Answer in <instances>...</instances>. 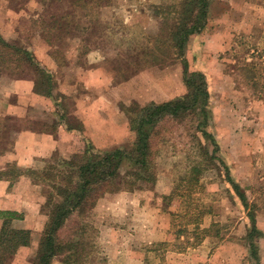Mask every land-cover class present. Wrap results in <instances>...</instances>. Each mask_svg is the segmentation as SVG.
<instances>
[{
  "label": "rangeland",
  "instance_id": "obj_1",
  "mask_svg": "<svg viewBox=\"0 0 264 264\" xmlns=\"http://www.w3.org/2000/svg\"><path fill=\"white\" fill-rule=\"evenodd\" d=\"M160 2L162 0H112L110 5L92 12V20L83 17V11L76 10L75 15L81 17L74 19L73 26L67 25L57 31L58 37L53 36V42L49 43L43 36L41 18L53 19V15L58 16L65 9L64 6L50 7L46 11L47 7L40 0H0V33L30 47L36 59L54 72L53 89L61 109L65 107L70 112L86 102L87 95L100 96L98 102H101L103 122L97 139L101 148H95L98 151L132 148L136 140L133 126L140 117L138 107L133 103L142 107L152 104L151 98L168 95H175L170 100L181 98L189 91L185 77L193 72L204 73L210 95L209 131L219 145L218 160L214 168L203 172L198 186L192 184L191 187L195 186V200L211 210L205 216L204 225L210 227L213 224L214 227L211 235L196 246L189 244L190 238H179L173 233L171 212L182 210L181 200L165 201L163 197L172 192L192 165L191 156L198 150L193 135L198 132L195 115H188L181 121L164 118L154 124L152 130V146L158 152L155 158L157 183L136 191H144L150 214L169 219V230L163 242L170 244L142 243V259L145 264H244L249 254L247 235L252 226L249 209L253 208L257 224L264 231V0H212L205 30L190 37L182 58L171 54L162 64L139 70L128 67V62L134 61L137 55L133 49L151 46L160 32V19L153 7ZM183 59L188 63L187 71ZM74 69L83 72L73 86ZM8 81L10 79L5 76L0 78V89ZM69 87H76L73 88L76 90ZM158 92H164L165 96H159ZM5 119L0 116L1 137H4L3 127H8L9 131H6V140L3 138L0 143L6 146L20 128L36 126L49 130L51 127L17 120L6 123ZM104 120H110V123H104ZM201 136L212 151L210 139ZM110 137L115 138V145L109 144ZM61 159L63 156L56 153L48 165L58 164ZM130 167L131 162L124 160L121 172L125 173ZM13 169L24 170L16 166ZM34 181L40 186L38 194L44 197L41 210L47 215L45 204L50 189L47 184ZM232 181L238 183L252 208L244 205ZM117 193H106L102 198ZM97 205L88 212L94 227L85 233L78 253L71 258H67L66 253L61 254L52 264H129L119 259L120 254L116 252L121 247L135 244L136 238L124 234L114 240L108 233L114 223L130 233L131 221L124 215L110 224L104 212L97 210ZM73 220L71 218L60 231L61 238L68 237ZM43 230L37 248L25 253L29 257L27 264L37 256ZM182 242L187 246L185 250H169L177 249ZM257 242L261 264H264V237ZM139 243L141 241L136 244ZM13 260L14 257L9 264Z\"/></svg>",
  "mask_w": 264,
  "mask_h": 264
},
{
  "label": "trees",
  "instance_id": "obj_2",
  "mask_svg": "<svg viewBox=\"0 0 264 264\" xmlns=\"http://www.w3.org/2000/svg\"><path fill=\"white\" fill-rule=\"evenodd\" d=\"M40 1L47 7L46 11L54 6L65 7L58 16L53 15L51 20H46L44 16L41 18L43 36L49 43L53 42V36H57V31H62V28L67 25L73 26L74 19L81 17V15H75L76 10L83 11L82 16L88 20L92 12L112 2V0ZM211 1L162 0L154 4V13L160 19V32L151 46L133 49L137 55L134 61L128 62V67L139 70L150 65L162 64L171 57V54L182 58L190 37L205 30L209 20ZM183 64L187 71L188 63L185 59ZM31 75L36 93L53 99L55 103L57 100L59 102L53 89L54 72L36 59L30 47L19 41L8 39L0 33V78L5 76L8 79H21L30 78ZM185 82L189 91L181 98L160 103L153 102L142 107L137 102L133 103L135 107H138L140 117L137 125L133 126L136 140L130 149L118 147L114 150L98 151L92 144H87L83 151L69 159H61L58 164L48 165L42 173L34 170H12L13 166L0 170V179L13 182L26 174L33 177V180L47 184L50 189L45 204L48 220L42 232L37 256L31 264H52L61 254L66 253L67 258H71L70 256L78 253V247L84 242L85 233L94 227L88 219V212L95 208L106 193L133 192L156 185L158 170L155 158L158 152L152 146V130L155 129L154 124H158L167 117L181 121L188 115H195L198 132V135H193L198 144V150L191 156L192 165L186 169L185 175L178 180L172 192L163 197L165 201L175 198L181 200L182 210L171 212V228L177 237L190 238L189 244L193 246L200 244L211 235L214 225L211 224L210 227L204 225L205 216L211 210L206 209L204 203L195 200V186H191L192 184L198 186L203 172L216 166L219 145L213 133L209 131L210 95L205 74L193 72L191 76L185 77ZM128 110L132 112L131 107ZM12 120L13 118L6 117L5 122ZM3 126H5L4 122ZM7 129L8 127H3L1 130L4 137L0 135V141L3 138L6 140V131H9ZM199 132L206 137V140L210 139L213 145L212 151L209 150V144L204 141ZM12 141L7 146L0 143V150L9 149ZM126 159L131 162V167L122 173L121 166ZM232 182L244 205L252 208V204L240 190L238 183ZM249 210L248 215L252 226L247 235L249 254L244 264H261L262 257L257 241L264 237V231L257 224L253 208ZM0 217L3 220L0 233V264H9L19 248L30 243L32 232L12 227L13 220L21 218L17 212L1 211ZM71 218H74L73 229L68 232V237L61 238L60 231ZM169 244L170 242L161 243L162 246ZM179 246L177 249L169 250L177 251L187 248L184 242Z\"/></svg>",
  "mask_w": 264,
  "mask_h": 264
},
{
  "label": "crops",
  "instance_id": "obj_3",
  "mask_svg": "<svg viewBox=\"0 0 264 264\" xmlns=\"http://www.w3.org/2000/svg\"><path fill=\"white\" fill-rule=\"evenodd\" d=\"M74 72L73 86L76 85L75 80L80 78V73L83 71L74 69ZM69 88L72 91L76 90L73 89L76 87ZM85 88L89 89V86ZM92 89L95 90V87ZM89 96L87 95L86 102L68 112L65 107L61 109L58 101L55 103L53 99L36 93L32 78L10 79L0 89V116L11 117L20 123L40 124L47 127L51 125V127L45 130L36 126H27L17 130L10 148L0 150V170L16 166L24 170L43 172L56 153L64 159H69L83 151L87 143L95 148H101V144L97 143L103 122L100 116L101 102H98L100 96ZM159 96H165V93ZM174 96L151 98L149 101L160 103ZM104 123H110V120H104ZM114 139L110 137L109 144L115 145ZM39 187V184L26 174L13 182L0 179V212L6 210L17 212L21 218L14 219L12 227L32 232L30 243L19 248L11 264H27L29 257L25 253L37 248L39 234L45 227L47 215L41 210L44 197L38 194ZM143 192H121L104 197L96 207L99 212H104L105 219L107 218L110 224L121 220L124 215L127 221H131L130 233L115 223L109 228L108 233L114 240L118 235L124 234L136 238L135 244L121 247L116 252L120 254L119 259L129 264H145L140 247L142 243L163 242L169 230L168 218L160 219L159 214L152 212L150 214L149 201ZM167 192L165 191L166 194ZM2 223L0 217V233ZM139 241L141 243L136 244Z\"/></svg>",
  "mask_w": 264,
  "mask_h": 264
}]
</instances>
